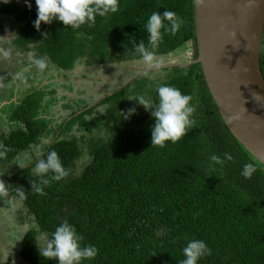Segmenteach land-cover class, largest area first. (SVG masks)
Here are the masks:
<instances>
[{
	"label": "trees",
	"instance_id": "trees-1",
	"mask_svg": "<svg viewBox=\"0 0 264 264\" xmlns=\"http://www.w3.org/2000/svg\"><path fill=\"white\" fill-rule=\"evenodd\" d=\"M30 2L33 7L23 10L15 4H0V12L14 15L21 24L12 27L18 35L11 42L26 51L39 50L59 70L71 71L91 52L101 58L99 61L114 56L142 59L134 44L143 40L148 46L145 23L153 12L164 10L174 11L183 24L175 35L164 33L155 55L186 46L192 58L197 56L194 0H119L116 13L97 16L91 27L85 24L73 29L53 21L42 23L39 31L33 25L35 0ZM260 65L264 77V31ZM181 71L160 84L177 87L192 97L194 124L178 142L151 146L155 121L141 105L130 119L118 121L108 140L91 144L89 161L77 174L73 167L81 152L77 140L58 137L44 144L34 160L55 150L69 171L67 177L50 179L47 186L40 185V193L32 184L50 178L51 173L38 177L35 162L4 177V188L35 220L19 249L26 264H56L40 255L37 237L44 234L49 240L65 220L82 237L81 247L92 245L98 250L94 258L81 264H179L184 259L182 248L191 239L204 240L212 249L198 264H264V165L227 127L200 64ZM156 89L149 86L144 98L156 101ZM45 90L39 87L11 105L8 127L16 126L1 134L0 169L57 131L49 127L47 119L56 97L45 101ZM124 91L123 87L116 93ZM81 101L80 108L86 107V100ZM68 123L65 126L73 122ZM83 128L86 126H80ZM226 152L232 160L223 165L211 161L213 154L224 159ZM247 162L256 167L249 179L241 175Z\"/></svg>",
	"mask_w": 264,
	"mask_h": 264
},
{
	"label": "rangeland",
	"instance_id": "rangeland-1",
	"mask_svg": "<svg viewBox=\"0 0 264 264\" xmlns=\"http://www.w3.org/2000/svg\"><path fill=\"white\" fill-rule=\"evenodd\" d=\"M17 1L24 4V0ZM23 51L22 47H18L12 44V42L6 43L0 41V97L5 99L9 93L11 94L15 83L13 79L16 80L15 76H11V72L20 63L19 69L22 73L21 77L25 78L24 81L27 83L28 79L34 78L35 89L39 87L37 85H44L51 76L50 73L55 72L61 78L56 80L55 77L52 78L51 76L50 78L52 80L46 82V85L42 88L45 87L46 94H48L45 101H50L54 97H56L55 99L57 101L55 105L52 104L48 109L47 119L50 122L49 127L54 126L58 122L59 124L62 123V128L58 129L57 125L55 127L57 131L53 132V136L51 134L50 139H40L30 149L17 155V158L8 166L0 169V264H26L19 256L20 242L26 229L35 226L33 216L28 213L21 201L2 187L3 176H6L8 173L10 175V173L15 172L18 168H22L19 164H24L25 166L32 165L35 162V154L42 150L43 145L50 144L58 137L74 138L77 140L81 150L80 155L73 164L77 174L89 161L91 144L108 140L111 137V132L116 129L118 121L124 119L122 113H126L131 108H135L136 111L140 108L141 105L135 99L131 98L134 96L145 97V91L149 86L151 89H156L170 76L182 72L181 69H185L163 67L142 72L141 69L149 68L144 64L142 59L127 60L114 56L113 59H105L104 61L102 59V61H99L101 58L99 59V56L91 52L92 54L88 53L85 56L86 58L83 63L80 62L82 65L78 66L74 71H71L70 80L72 82L74 81L72 83L70 81L65 82L66 80L64 79L66 73L70 71L54 70L56 68H54L49 59L42 55V52L39 50V56L34 60H30L29 56V71H22V67L28 65L26 60H22V56L24 55ZM190 52L191 50H188L184 46L166 55H155V62L152 67H159L169 63L184 64L193 59ZM17 56L19 58V64L17 63V59L14 61V58ZM38 59L45 61L46 66L43 70L38 69L35 64V61ZM23 63L27 64L24 65ZM21 81L20 86L23 83V79ZM57 81L62 83H57ZM123 84H125V91L120 94L116 93L115 91ZM63 91L65 93H61ZM69 95L72 98H69ZM105 98H107L106 102H104ZM81 100H86V107L80 108L83 104ZM63 105L68 108H63ZM14 106L16 105L14 104ZM72 107H77L79 110L75 108L76 112L70 115L73 110ZM9 110L11 113V105H3V101L0 102V129L2 131H9L16 126L15 123L10 127L3 126L7 125L10 120V116L7 113ZM85 110L89 112L86 113ZM4 111L8 119L3 115ZM82 112L86 114L84 115ZM75 115L78 116L71 117ZM70 120L73 123L69 127L68 125L65 126ZM108 124H111L112 127ZM88 125L91 128L87 127ZM80 126H86V128L80 129ZM0 142L1 146L2 141ZM26 153L31 156L32 163L25 164ZM46 242L47 237L44 234H39L37 237L38 247L39 245L44 246Z\"/></svg>",
	"mask_w": 264,
	"mask_h": 264
},
{
	"label": "clouds",
	"instance_id": "clouds-1",
	"mask_svg": "<svg viewBox=\"0 0 264 264\" xmlns=\"http://www.w3.org/2000/svg\"><path fill=\"white\" fill-rule=\"evenodd\" d=\"M2 3H9L10 0H0ZM27 6L31 8L30 0H25ZM37 18L33 21L37 31L41 24H51L53 21L62 22L63 25L73 29L87 24L93 26L97 16H105L108 13H116L119 7V0H35ZM167 21V24H165ZM183 24V20L174 11L164 10L153 12L145 23V31L148 35V46L141 40L139 44H134L135 52L142 58L148 67L154 66L155 48L163 40L164 33L175 35ZM38 69L45 68V61L38 59L35 61ZM158 66V65H156ZM157 100L151 101L143 96H134L145 110L150 111L154 118L151 126V146L164 147L166 142H178L187 131L193 126L191 118L194 112L190 101L192 97L184 94L177 87L162 84L156 89ZM253 98L257 103L264 102V95L253 92ZM136 113L135 108L128 109L122 113L124 119H130ZM55 141V140H54ZM211 161L215 164L223 165L225 161L233 159L229 153L224 154V159L213 154ZM32 163V158L25 154V164ZM24 167V164H19ZM256 171L255 164L247 162L243 166L241 175L249 179ZM34 173L43 178L39 184L33 183L32 187L37 193L43 191L40 185L47 186L51 180L61 181L69 175V171L63 166L59 154L55 150L47 153L46 158H39L34 163ZM19 241V240H18ZM82 237L77 234L73 225L66 220L62 221L51 234L44 246L39 245L40 255L56 261V264H81L84 259H92L97 255L95 246L87 245L81 247ZM184 259L179 264H198L205 255H211L212 249L201 239H191L182 248Z\"/></svg>",
	"mask_w": 264,
	"mask_h": 264
},
{
	"label": "water",
	"instance_id": "water-1",
	"mask_svg": "<svg viewBox=\"0 0 264 264\" xmlns=\"http://www.w3.org/2000/svg\"><path fill=\"white\" fill-rule=\"evenodd\" d=\"M194 30L196 58L141 71L200 64L227 127L264 165V102L257 103L252 95H264L260 65L264 0H194Z\"/></svg>",
	"mask_w": 264,
	"mask_h": 264
},
{
	"label": "crops",
	"instance_id": "crops-1",
	"mask_svg": "<svg viewBox=\"0 0 264 264\" xmlns=\"http://www.w3.org/2000/svg\"><path fill=\"white\" fill-rule=\"evenodd\" d=\"M24 50V49H23ZM15 52V54H16V51H14ZM23 53H24V55L22 56V60H26L27 61V63H28V65L27 66H24V67H22V71H26V72H28L29 71V69H30V64H29V56H30V60H34L37 56H39V52L36 50V49H29L28 51H26V50H24L23 51ZM18 55V54H17ZM16 59H17V63L19 64V58H18V56L17 57H15L14 58V61H16ZM27 63H23L24 65H26ZM19 65H21V63L19 64ZM19 65L18 66H16V69H14V71H12L11 72V76L13 75V76H15L16 77V80H14L13 78V81H15V83H14V87H13V90H12V92H11V94L9 93L8 94V96L5 98V99H3L2 97H0V102H2L3 101V105H12L13 104V102H20V100H22L24 97L23 96H26L27 94H29V93H31L33 90H35V80H34V78H32V79H28V83L27 82H25L24 80H25V78H22L21 77V72H20V69H19ZM51 77V76H50ZM49 77V78H50ZM23 79V83H22V85L20 86V84H21V80ZM48 78V79H49ZM48 79H47V81L46 82H48ZM46 82H45V84L44 85H37V86H41V87H43V86H45L46 85ZM12 83V84H13ZM38 87V88H39ZM1 91V90H0ZM11 111H12V107H11ZM8 114H9V116H10V110L7 112ZM3 115H5L6 117H7V119H8V116H7V114H5V111L3 112ZM10 121V120H9ZM8 121V122H9ZM6 123H7V121H6ZM4 127H8L9 126V123H7V125H3ZM1 130V129H0ZM4 131H2L1 130V132H0V141H2L1 140V134L3 133ZM6 132V131H5ZM41 139H50V137H43V138H41ZM50 141V140H49ZM1 143V142H0ZM50 143V142H49ZM48 144V143H47Z\"/></svg>",
	"mask_w": 264,
	"mask_h": 264
},
{
	"label": "flooded vegetation",
	"instance_id": "flooded-vegetation-1",
	"mask_svg": "<svg viewBox=\"0 0 264 264\" xmlns=\"http://www.w3.org/2000/svg\"><path fill=\"white\" fill-rule=\"evenodd\" d=\"M0 4L2 5V4H4V5H12V4H15V5H17L18 7H19V9L20 10H23V9H25V8H27L28 6H27V4H26V2H25V0H24V4H21L19 1H17V0H10V2L9 3H2V2H0ZM31 7H33L32 5H31ZM29 8V7H28ZM0 24L3 26V30H2V32H0V41H4V42H6V43H8V42H10L11 43V41L12 40H14V38L15 37H17V33L13 30V26L14 25H21L20 24V22H17V20H16V17L14 16V15H11V14H5V13H3V12H0ZM19 47V46H18ZM15 51V50H14ZM83 63V62H82ZM82 63H80V62H78L75 66H74V68L72 69L73 71L78 67V66H80V65H82ZM54 70H57V69H54ZM71 70V71H72ZM51 71H53V69H51ZM71 71L70 72H67L66 73V76L64 77V79L66 80L65 82H67V81H70V82H72L71 80H70V76H71ZM51 74V76H52V78L53 77H55L56 78V80L57 79H60L61 77L59 76V74H56L55 72L54 73H50ZM50 80H52L51 78L48 80V81H50ZM57 83H62V82H60V81H57ZM72 83H74V81L72 82ZM121 86V85H120ZM61 93H65V91H63V92H61ZM69 98H72V97H70V95H69ZM66 108H68V107H66ZM65 108V109H66ZM73 108V110H72V112L70 113V115H73L72 113H73V111L74 112H76V110H79L77 107H72ZM75 108H77L76 110H75ZM84 110V109H83ZM82 111V110H81ZM71 117H73V116H71ZM57 125H59L60 127L58 128V129H60V128H62V123L61 124H59L58 122H56V124L53 126V127H57ZM1 147V146H0ZM17 158V157H16ZM15 158V159H16ZM14 159V160H15ZM13 160V161H14ZM25 167H27V166H25ZM25 167H22V168H25ZM21 169V167L20 168H18L15 172H12V173H10V175L11 174H14V173H16V172H18L19 170ZM4 174V173H3ZM9 174V173H8ZM7 174V175H8ZM4 177L5 176H3V180H2V187H4ZM5 189V188H4ZM6 190V189H5ZM7 191V190H6ZM27 230V229H26ZM25 233V232H24ZM24 235V234H23ZM23 235H22V238H23ZM21 241H22V239H21ZM20 245H21V242H20Z\"/></svg>",
	"mask_w": 264,
	"mask_h": 264
},
{
	"label": "built area",
	"instance_id": "built-area-1",
	"mask_svg": "<svg viewBox=\"0 0 264 264\" xmlns=\"http://www.w3.org/2000/svg\"><path fill=\"white\" fill-rule=\"evenodd\" d=\"M190 55L192 56V53H190Z\"/></svg>",
	"mask_w": 264,
	"mask_h": 264
}]
</instances>
